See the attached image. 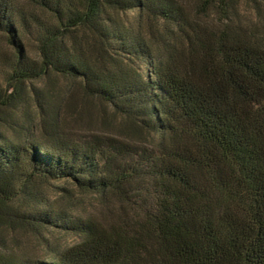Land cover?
Masks as SVG:
<instances>
[{
  "label": "trees",
  "instance_id": "16d2710c",
  "mask_svg": "<svg viewBox=\"0 0 264 264\" xmlns=\"http://www.w3.org/2000/svg\"><path fill=\"white\" fill-rule=\"evenodd\" d=\"M0 32V264H264V0H0Z\"/></svg>",
  "mask_w": 264,
  "mask_h": 264
},
{
  "label": "rangeland",
  "instance_id": "374dc122",
  "mask_svg": "<svg viewBox=\"0 0 264 264\" xmlns=\"http://www.w3.org/2000/svg\"><path fill=\"white\" fill-rule=\"evenodd\" d=\"M128 16L134 17L135 12L128 13ZM27 42H35V41L30 38V40ZM6 44L7 43H6L3 35L0 32V51H3V52L6 51V48H5L7 46ZM33 46L28 47L29 53H31L32 51L35 50V44H33ZM19 237H20L21 241L23 242L22 248H24V250H29L35 257L44 258L48 254V251L44 247L43 248L38 247L39 244H38L36 235L27 234L25 236V235H22V233H20ZM46 238L50 239V242L52 244L57 243V242L73 243V242L77 241V238H75L73 236L65 237L63 234L58 233L56 231H49L46 235Z\"/></svg>",
  "mask_w": 264,
  "mask_h": 264
}]
</instances>
